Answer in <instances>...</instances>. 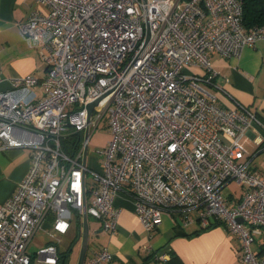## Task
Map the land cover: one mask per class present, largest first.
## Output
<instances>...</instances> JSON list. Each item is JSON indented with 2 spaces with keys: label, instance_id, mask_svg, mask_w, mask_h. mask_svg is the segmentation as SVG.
<instances>
[{
  "label": "built area",
  "instance_id": "obj_1",
  "mask_svg": "<svg viewBox=\"0 0 264 264\" xmlns=\"http://www.w3.org/2000/svg\"><path fill=\"white\" fill-rule=\"evenodd\" d=\"M33 1L39 7L18 28L45 73L0 91V149L30 150L26 175L0 203V264H57L60 236L84 208L115 233L120 193L146 230L165 214L182 225L224 224L240 239L241 260L264 264V240L252 249L264 238V171L251 168L264 122L235 99L218 105L203 86L221 87L211 53L239 57L264 39V24L244 27L243 0ZM104 117L110 138L91 167L89 137ZM232 181L243 188L238 198L222 195ZM48 220L53 241L29 253ZM110 257L98 247L84 264Z\"/></svg>",
  "mask_w": 264,
  "mask_h": 264
},
{
  "label": "crops",
  "instance_id": "obj_2",
  "mask_svg": "<svg viewBox=\"0 0 264 264\" xmlns=\"http://www.w3.org/2000/svg\"><path fill=\"white\" fill-rule=\"evenodd\" d=\"M38 7L33 0H0V91L10 89L14 78L28 74L41 78L45 73V64L37 51L23 41L18 28V24ZM210 59L220 75L228 78L223 82L219 76L216 81L221 87L203 85L216 103L229 108L235 99L254 110L264 122V39L243 48L239 57L211 53ZM189 71L203 73L198 67H191ZM29 157L28 148L0 149V203L13 193L26 175ZM115 205L120 211L115 233L105 230L97 233L101 227L95 219L93 229L98 243L89 244L86 258L98 247H105L111 257L103 264H245L239 255V237L224 224L208 228L197 222L182 225L170 214H165L157 227L146 230L134 211L132 197L120 193L115 197ZM48 221L43 224L48 236L45 245L54 239ZM79 235L75 220L67 233L60 236V242L72 241L77 236L76 242L80 244ZM63 250L58 249L59 252Z\"/></svg>",
  "mask_w": 264,
  "mask_h": 264
},
{
  "label": "rangeland",
  "instance_id": "obj_3",
  "mask_svg": "<svg viewBox=\"0 0 264 264\" xmlns=\"http://www.w3.org/2000/svg\"><path fill=\"white\" fill-rule=\"evenodd\" d=\"M110 129L107 125V117H104L99 125L93 130L92 134L89 137V146H88V163L89 166H95L97 164V160L101 158L100 150L103 149V147L106 145L108 139L110 138ZM242 144L245 149V154L250 155L256 148V145L253 143V140L251 139V136L246 135L243 140ZM251 168L262 172L264 171V150L260 151L257 155L254 156L251 163ZM243 188L241 185L236 183L235 181L230 182L226 187L222 190V195L224 197L231 198V195L234 198H238L240 194L242 193ZM76 221L77 218L75 219ZM75 220L73 222H75ZM72 222V223H73ZM88 222L90 226V234H89V244L90 246L96 245L98 243L97 234L94 233V225L96 223V220L92 216H88ZM48 236L46 233V230L42 227L40 228L37 233L34 235L30 245H29V253L33 254L40 248H42L45 244V241L47 240ZM78 237H74L72 241H69V239H66L64 241H61L58 244V249L66 251L69 253V258L67 261V264H76L78 260L79 250H80V244L77 243ZM264 240V238L260 237L257 238L252 243V249L255 250L260 242ZM66 245V247H64ZM71 246V247H70ZM71 248V250H68Z\"/></svg>",
  "mask_w": 264,
  "mask_h": 264
},
{
  "label": "trees",
  "instance_id": "obj_4",
  "mask_svg": "<svg viewBox=\"0 0 264 264\" xmlns=\"http://www.w3.org/2000/svg\"><path fill=\"white\" fill-rule=\"evenodd\" d=\"M242 21L246 29H250L254 26L264 24V0H243ZM76 218L78 220V225L80 230L82 222L80 217H76ZM68 250H71V248H69ZM68 258H69L68 252L66 251L59 252L57 264H67Z\"/></svg>",
  "mask_w": 264,
  "mask_h": 264
},
{
  "label": "water",
  "instance_id": "obj_5",
  "mask_svg": "<svg viewBox=\"0 0 264 264\" xmlns=\"http://www.w3.org/2000/svg\"><path fill=\"white\" fill-rule=\"evenodd\" d=\"M97 101L92 102L90 104H88V112L90 114L92 107L96 104ZM86 161V152L83 158V164H85ZM239 221H241V219H239ZM81 228H80V235H79V239H80V250H79V255H78V260L76 264H84L86 256H87V250H88V246H89V234H90V230H89V224H88V215L86 213V210L84 208L82 216H81ZM101 229H99L97 231V233L99 231H101Z\"/></svg>",
  "mask_w": 264,
  "mask_h": 264
}]
</instances>
